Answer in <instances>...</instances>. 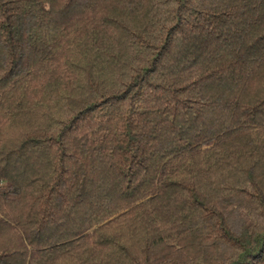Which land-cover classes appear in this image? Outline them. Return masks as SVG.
<instances>
[{
    "label": "trees",
    "instance_id": "1",
    "mask_svg": "<svg viewBox=\"0 0 264 264\" xmlns=\"http://www.w3.org/2000/svg\"><path fill=\"white\" fill-rule=\"evenodd\" d=\"M0 264H264V0H0Z\"/></svg>",
    "mask_w": 264,
    "mask_h": 264
}]
</instances>
